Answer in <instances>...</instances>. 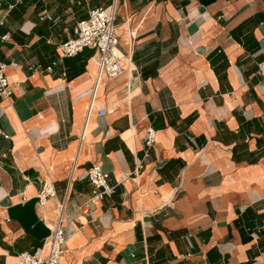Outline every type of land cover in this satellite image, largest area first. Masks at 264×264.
<instances>
[{"label":"crops","instance_id":"1","mask_svg":"<svg viewBox=\"0 0 264 264\" xmlns=\"http://www.w3.org/2000/svg\"><path fill=\"white\" fill-rule=\"evenodd\" d=\"M113 1L0 0V264L45 253L64 199L59 264H264V0H115L124 69L99 79L58 46Z\"/></svg>","mask_w":264,"mask_h":264},{"label":"built area","instance_id":"2","mask_svg":"<svg viewBox=\"0 0 264 264\" xmlns=\"http://www.w3.org/2000/svg\"><path fill=\"white\" fill-rule=\"evenodd\" d=\"M3 24L4 18L2 17L0 18V26ZM1 39L6 40L7 35L1 36ZM84 49L94 51L92 58L95 59L99 79L102 77L110 79L123 71V55L119 47L115 0L104 7L90 9L87 18L77 22L74 35L58 46V53L60 58L73 57ZM8 66L15 67L16 64H0V95L9 94L5 91L8 86L5 69ZM259 71L264 75V65H259ZM98 112L99 115L105 113L102 108H99ZM145 139L147 144H151L154 140V131L150 127L146 130ZM85 177L92 184L93 193L96 196L113 192L114 187L108 184L109 174L100 165H93L88 169ZM55 196L54 185L47 183L41 190L39 201L44 204ZM65 208V199L55 205L56 219L44 241L45 253L22 252L18 255L20 264H59L66 240V231L63 224Z\"/></svg>","mask_w":264,"mask_h":264},{"label":"trees","instance_id":"3","mask_svg":"<svg viewBox=\"0 0 264 264\" xmlns=\"http://www.w3.org/2000/svg\"><path fill=\"white\" fill-rule=\"evenodd\" d=\"M3 143H5V140L3 136L0 135V148L2 147Z\"/></svg>","mask_w":264,"mask_h":264},{"label":"bare ground","instance_id":"4","mask_svg":"<svg viewBox=\"0 0 264 264\" xmlns=\"http://www.w3.org/2000/svg\"><path fill=\"white\" fill-rule=\"evenodd\" d=\"M90 63L96 67L95 59L91 58Z\"/></svg>","mask_w":264,"mask_h":264}]
</instances>
